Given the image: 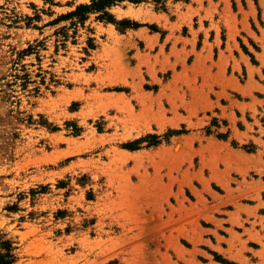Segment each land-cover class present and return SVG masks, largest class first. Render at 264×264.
I'll use <instances>...</instances> for the list:
<instances>
[{"label":"rangeland","instance_id":"374dc122","mask_svg":"<svg viewBox=\"0 0 264 264\" xmlns=\"http://www.w3.org/2000/svg\"><path fill=\"white\" fill-rule=\"evenodd\" d=\"M90 1L0 0V252L9 240L14 264H244L224 249L264 215V92L222 89L215 71L243 82L245 68L210 72L191 48L199 15L235 2L124 0L108 8L123 30L99 12L52 23ZM256 40L237 38L254 65Z\"/></svg>","mask_w":264,"mask_h":264},{"label":"crops","instance_id":"0c3cea01","mask_svg":"<svg viewBox=\"0 0 264 264\" xmlns=\"http://www.w3.org/2000/svg\"><path fill=\"white\" fill-rule=\"evenodd\" d=\"M236 9L232 10L231 14H200L204 16L203 19H208V24L203 23V19L198 21V32L202 34L203 44L198 49L192 48L195 52L193 55L194 62L200 67L209 68L212 72V66L216 64L220 68H227L229 65L240 69L242 67L246 70L245 79L243 82L234 75L224 76L222 71L218 74L222 81L227 83V86H222V89L233 88L239 89L243 94L253 97L255 92H264V82L260 77L261 67H264V14H254L249 0H233ZM260 2V1H259ZM245 3V5H244ZM246 6V7H244ZM252 23L256 26L254 30ZM221 33L226 37L223 42L221 40ZM253 38L259 45V50L255 51V57L258 59V65H254L248 54H246L239 43L238 37ZM207 41V42H206ZM245 41V40H244ZM257 66L260 67V71ZM262 98V99H261ZM256 96V99L263 100ZM207 100V98H204ZM252 103V100H251ZM247 158L250 155H246ZM256 223L259 225L250 224L244 227V230L237 232L240 234L246 233L245 236L240 235V244H237V235L231 234L226 238L228 245L225 251H229L231 258L244 264H264V215L258 218ZM204 241L208 239L204 236ZM255 245V246H253ZM238 248L242 249L240 254H237Z\"/></svg>","mask_w":264,"mask_h":264},{"label":"trees","instance_id":"16d2710c","mask_svg":"<svg viewBox=\"0 0 264 264\" xmlns=\"http://www.w3.org/2000/svg\"><path fill=\"white\" fill-rule=\"evenodd\" d=\"M124 0H91L90 3H81L78 4L73 10L67 12L66 14H62L57 19L53 20L52 23H56L60 20H70V27L75 26L77 23H80L81 25H84V22L88 19L90 13H97L99 14L96 16V19L105 21V22H111L120 30H123L131 23L128 19H123L117 21L115 16L111 14L108 11V8L111 6L118 4ZM132 2H137L138 0H128ZM57 33H60L63 37V40H66L69 36L68 33V27L63 26L59 30H57ZM87 47L94 48V38L88 37L87 38ZM30 48H27L23 51L27 53L30 52ZM78 131L77 129L75 132ZM128 147L133 148V145H129ZM60 185H64L63 181L59 182ZM42 190L45 189V186H39ZM31 195L34 198V195L39 192L36 188H32ZM11 209H15V206H11ZM2 247H4L6 250L5 252H0V264H14L15 262V255L12 252V246L11 241L9 240H3L1 242Z\"/></svg>","mask_w":264,"mask_h":264}]
</instances>
